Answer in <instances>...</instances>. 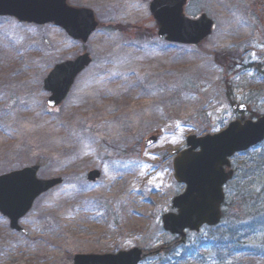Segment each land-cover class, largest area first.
I'll use <instances>...</instances> for the list:
<instances>
[{
	"label": "rangeland",
	"instance_id": "374dc122",
	"mask_svg": "<svg viewBox=\"0 0 264 264\" xmlns=\"http://www.w3.org/2000/svg\"><path fill=\"white\" fill-rule=\"evenodd\" d=\"M152 1L69 0L100 24L86 44L52 24L0 17V176L37 166L39 179L62 180L20 221L24 234L0 215V264H74L77 255L135 248L146 254L140 264H175L210 237L204 228L182 244L163 229L185 190L172 153L239 119L234 104L249 107L245 119L264 116V0H189L187 18L215 23L200 46L159 39ZM83 54L91 64L50 108L45 80ZM232 168L221 225L251 227L241 242L262 250L264 143L235 156ZM93 171L100 178L89 182ZM219 263L209 252L200 264Z\"/></svg>",
	"mask_w": 264,
	"mask_h": 264
},
{
	"label": "water",
	"instance_id": "95a60500",
	"mask_svg": "<svg viewBox=\"0 0 264 264\" xmlns=\"http://www.w3.org/2000/svg\"><path fill=\"white\" fill-rule=\"evenodd\" d=\"M189 0H153L150 12L156 22L158 37L168 43L198 46L213 33L214 22L202 14L191 20L184 14ZM0 17L19 23L61 28L76 42L86 44L100 24L93 11L69 5V0H0ZM88 54L75 61L57 65L44 82L51 93L47 105L55 108L68 96L76 78L91 64ZM239 114L249 111L246 105H234ZM157 141L155 137L146 145ZM264 142V116L258 120H236L215 135L190 136L187 148L173 152L174 179L185 191L172 202L176 213L162 218L163 229L185 242L187 232L199 233L203 228L218 227L223 219L225 186L234 179L231 159ZM39 167H28L0 176V214L10 222L12 231L24 234L19 223L43 194L62 184L61 179L40 180ZM100 178L98 171L88 174V181ZM146 254L132 249L115 255H77L74 264H140Z\"/></svg>",
	"mask_w": 264,
	"mask_h": 264
},
{
	"label": "trees",
	"instance_id": "16d2710c",
	"mask_svg": "<svg viewBox=\"0 0 264 264\" xmlns=\"http://www.w3.org/2000/svg\"><path fill=\"white\" fill-rule=\"evenodd\" d=\"M261 218L263 220L264 215ZM208 230L210 237L197 240L193 245L184 249L176 257L175 264L183 262L200 264L206 259V254L209 252L216 254L222 261L221 264H229L228 260L231 259L236 260L235 264H264V249H247L241 242V239H246L244 234L248 230L251 231V227L238 229L233 226L224 227L221 225L216 229Z\"/></svg>",
	"mask_w": 264,
	"mask_h": 264
}]
</instances>
